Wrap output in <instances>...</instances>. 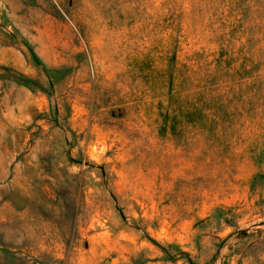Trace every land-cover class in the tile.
<instances>
[{
	"label": "rangeland",
	"instance_id": "374dc122",
	"mask_svg": "<svg viewBox=\"0 0 264 264\" xmlns=\"http://www.w3.org/2000/svg\"><path fill=\"white\" fill-rule=\"evenodd\" d=\"M0 204V264H264V0H0Z\"/></svg>",
	"mask_w": 264,
	"mask_h": 264
},
{
	"label": "trees",
	"instance_id": "16d2710c",
	"mask_svg": "<svg viewBox=\"0 0 264 264\" xmlns=\"http://www.w3.org/2000/svg\"><path fill=\"white\" fill-rule=\"evenodd\" d=\"M210 108L206 107L205 105L203 107H189L188 111H181V107H179V104H176V107L174 109L175 114L172 115V119L178 118L179 120H182L185 123L193 124L200 119L204 118V114L206 116V111L208 112ZM1 205V204H0ZM55 207V205H53ZM57 208L67 210V206H60L56 205ZM14 208V207H13ZM8 254H20L19 250L11 251L8 248H5L4 246H0V255L5 256ZM51 261V262H50ZM62 264L63 260H56L53 259L52 256H49L47 254L41 253L36 256H31L26 253V256L23 259L22 264Z\"/></svg>",
	"mask_w": 264,
	"mask_h": 264
}]
</instances>
